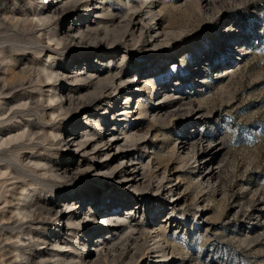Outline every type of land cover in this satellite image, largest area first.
<instances>
[{"label":"rangeland","instance_id":"obj_1","mask_svg":"<svg viewBox=\"0 0 264 264\" xmlns=\"http://www.w3.org/2000/svg\"><path fill=\"white\" fill-rule=\"evenodd\" d=\"M69 2L75 9L55 17L50 30L43 23L23 32L0 27V68L12 59L18 69L34 68L33 82L17 90L16 100L39 103L28 111L24 102L0 97V140L32 125L57 134L40 132L39 141L0 147V218L13 217V207L31 200L52 213L32 228L33 236L49 242L32 240L39 245L24 252L34 264H55L56 256L79 264L94 233L112 227V235L122 238L115 264H264V0H0V15L20 13L19 6L26 14L47 12ZM131 16L136 26L126 23ZM101 22L109 30L95 36ZM76 26L94 38L122 40L105 49L85 47ZM66 31L76 40L70 46ZM53 34L61 44L49 40ZM44 65L67 73L50 82L53 91L38 90L36 70ZM110 72L121 73L123 81L110 85L96 107L51 110L49 96H97L95 83L85 87L75 76L105 78ZM3 74L0 69V82ZM6 107L19 114L1 116ZM69 133L77 141H115L119 148L70 150L59 144ZM125 162L146 175L140 177L145 191L120 180L125 186L112 190L92 173L76 174L79 168L121 171ZM61 210L66 217L57 215ZM106 215L111 220L105 222ZM74 218L81 220L77 228ZM9 223L1 220L0 227ZM8 235L0 237V264L22 262L14 258L15 248L28 242Z\"/></svg>","mask_w":264,"mask_h":264},{"label":"bare ground","instance_id":"obj_2","mask_svg":"<svg viewBox=\"0 0 264 264\" xmlns=\"http://www.w3.org/2000/svg\"><path fill=\"white\" fill-rule=\"evenodd\" d=\"M78 1L81 2V0H74V3L75 2H78ZM69 5H70V2L69 3H65L62 7L53 5L51 8H49V10L47 12L42 11V12H36L34 14L33 13H27L26 14V10H22V6H19L20 7V13H17V11H15V10H13V11L10 10L8 12L3 11V12H1V15H0L1 16L0 17V27L1 28H8V27H11V26H13V27L20 26V27H18V29H19V31L23 32L25 30H30L33 27H38V26H40L41 23H43V25L42 24L41 25L42 26H45L46 29H49V28L55 27L57 25V23L53 21L55 17L62 16L66 12H68V11H70L72 9H75L74 6L70 8ZM18 12H19V10H18ZM34 19H38L37 20L38 21V24L37 25L34 24ZM136 19L137 18H134V16L133 17L131 16V19H129L128 22H126V23L127 24L129 23L130 26L131 25H135V20ZM101 25H102V29L101 28L100 29L99 28H96L95 29V32L92 31L93 33H95V36H98V35L101 36V33H102L103 30H109L108 26L106 24H104V22H101ZM1 28H0V30H1ZM76 29L77 30H75V32H77L79 34V40L81 41L80 43L83 44V45H85V47H92V48H95V49H98V48H104L105 49V48H108V46H114V45L119 44V42H121V40H122V37H118L117 35H114L113 39H111L110 41H108L105 38H100V37H95L94 38V34L92 32H90V31L87 32V31L81 29L80 26H76ZM8 30H11V29H8ZM4 31H6V30H4ZM15 31H13V32H15ZM35 33H36V31H35ZM58 34H53L50 37L49 40L52 41V42H56V44L59 45V44H61V42L63 40L59 38V35ZM67 34H68V31L65 32V35L63 34V37L65 38L64 40L67 43L65 45L66 46L67 45L70 46L73 42H76V40H75L74 37H70ZM20 35L21 34L19 33V36ZM15 36H16V34H15ZM15 36H14V38H15ZM68 36H69V38H67ZM106 37H109V36H106ZM86 38H88V41L87 42L85 41L86 42L85 43L84 40H86ZM116 40H120V41H116ZM155 42H157V40H155ZM44 44L45 43H43V45ZM47 48H48V46H47ZM38 52H39V50H38ZM41 52L43 53L42 50H41ZM1 53L4 54L3 52H1ZM8 59H9V62H10L11 59L10 58H7L6 60H8ZM6 60H5V62H6ZM12 63H14V64H7L4 68H2V66L0 68V69L4 70V74H3L4 79H3V81L0 82V97H2L3 99H5L6 97H11V100H16L17 97L15 96V93L17 92V90L18 89H21V88H24L26 85L28 86V84L32 83L35 76H34V72H33L34 71V68L30 67V68H19L18 69V62L15 61L14 59H12ZM66 74L67 73H65V72L59 73L52 65H50V66L44 65V66L39 67V69L36 70V78H35L36 84H38V86H37L38 87V90L39 91H43L44 89L49 88L51 91H53L55 89V87H54L55 83H50V82L55 81V80L57 81L58 78L61 77V75L64 76ZM95 74H97V73H95ZM121 75H122L121 73H115V72L113 73V72H110V73H108V77H105V78H103V74H98L97 78H94L91 75H90L91 77H89V78L88 77L86 78V76L83 77V76H80V75L79 76H75L74 79H73V81H75V82H81V84H84L85 87L86 86H89V85H91L93 83H95L94 84L95 86H91V87H94L95 88V91H96L95 94L97 96H94V97L92 96L93 99H88L87 101H84L85 100L84 97L83 98L80 97V99H77L78 97H76L75 93H73L72 91H67L66 92L67 95L65 97H62V99H63L62 101H60V97L58 95H54V96H51V97L50 96L49 97L47 96L48 97V103L51 106V110L53 112H55L57 110H60V111L66 110L67 112H71V113H75V112L76 113H80L83 109H89L90 107H96L98 105L97 104L98 101L102 98V96L104 95V93H107V92L110 91V85H115L116 80L119 81V82H122L123 81V78H122ZM88 82H89V85L87 84ZM27 86H26V88H27ZM80 88L81 89L79 90V94L82 93L81 90L82 91L85 90V89H83V86H81ZM43 96H42V98H43ZM58 101H60V102L57 105H55V106L52 105L53 103H56ZM5 102H8V101H5ZM18 102H20L19 104H21V102L22 103L24 102V104H22L20 106L22 108H25V109L29 108L30 106L34 107V106L39 105V103H37V102L34 103V100L32 99V97H29V98H26V99L25 98H22L20 101L18 99V100H16L15 103H18ZM73 106H77V108L73 109ZM0 108H1V105H0ZM9 108L10 109H8L6 107L7 110H4L1 113V116H4L6 114L8 115L11 112H12L11 115L19 114L16 111L13 112V110H12L11 107H9ZM34 109H36V108H34ZM29 110H31V109L29 108L28 111ZM42 111H43V109H42ZM55 114H56V112H55ZM40 132H41V134L43 133L44 135H47V136L52 137V138H56L57 137L56 132H50L49 129L46 128V127L45 128H40V127L38 128V127L33 126V125L32 126H26V127L22 128L21 131L18 134H15L13 136L10 135L11 137L9 139L3 140V138H2V141L0 140V147H2L4 145H8V144H10V143H12L14 141L21 140V139H26L27 141H30V142L32 140H34V139H36V140L41 139V137L43 136V134H42V136L40 135L41 136L40 137L39 136V133ZM75 135L76 134H73L72 135L71 133L67 134L65 140L64 139L63 140H60L59 141V144L62 145V144H65L66 143L67 145H72V147L70 148V150H72V148L74 146H76L78 149L83 150L84 153H87L88 151H90V149L92 147H95V148L96 147H99L100 148L101 145H102V147H101L102 149L108 148V150H109V149H112L114 147L116 149L119 148V145L115 141H110L109 140V142H107V143H105V142L98 143V142H92V141L88 140V141L83 142V141H77V139L74 138ZM37 136H39V137H37ZM62 138H63V136H62ZM43 140H44V137H43ZM30 147H32V146H30ZM183 149H187L186 146H184ZM109 152L110 151H107L104 154L107 155ZM98 153H101V150ZM116 157H118V156H116ZM92 158H96V156H93ZM113 160H114V158H113ZM130 162L131 161H129V163ZM120 163H124V161L121 160ZM129 163L128 162L126 163V167L123 170L119 171L118 170L119 168L116 167L115 170L113 169L114 170L113 172H111V170H110V172L108 174L98 173V171L96 169L93 170V171H90L93 168H87L86 170L79 168L77 170L78 172L76 174H85V175L88 176L89 173H92L94 177H97L99 180H101L102 184H105L107 186H111L112 187V190H115V189L118 190L119 188H121V186H125V185H119L116 182L117 180H120L121 182L127 183L126 185H130V187H132V188H136L137 190L142 191V192L145 191L146 190V188H145V186H146L145 183L146 182L145 183L141 182L140 177L142 176L143 179H145V178H147L146 175L141 174L140 173V170H138V168L136 166H130ZM207 164L206 163H203L201 166H203V168L204 169H207V170L210 169V168H212V165H207ZM109 169H110V165H108V167H107V170H109ZM44 173H45V171H44ZM64 173L65 172H63V174ZM211 173H213V171H211ZM56 174H57V172H56ZM66 175H64V176H66ZM150 175H151V173H150ZM162 179H166V178L165 177L164 178L162 177ZM28 198H30V197L27 196V199ZM12 209L13 210L11 212H13V217L7 218L5 216V213H2V215H1V218L0 219L2 221L8 220L10 223H9V225L6 224L7 226L0 227V237L2 236L3 233H4V235H8L9 233L10 234L16 233V235H17V243L27 244V242H28V245H26L25 248L23 246H22V248H20V247L19 248L18 247L15 248V250L17 251V256L14 257V258H17V259H21L22 260V262L15 263V264H34L32 257L27 256V254H26L27 252H24V251L25 250L26 251L29 250L30 252H32V250L36 246L39 245V244L34 245L35 242L32 243L33 242L32 240H34V241L43 240L44 241L43 243H45V244H47L49 241H48L47 238H45L43 236H40L38 234L33 236L32 228L33 227L35 228L36 225L41 224L43 221H45L47 219L44 216V214H46V215H52V213L49 210L45 209V208L37 207L36 205H34L32 203V200L30 201L29 204L26 203V204L20 205V207H17V208H14L13 207ZM66 212L67 211H65V210H61V211L58 212L57 215H62V216H65L66 217ZM57 215H55V217ZM116 217L118 218V220L121 218L120 215H118ZM106 218L107 219L105 220V222L107 220H111L112 217L106 215ZM71 222H72V226H74L75 228H77L79 226V223L81 222V220L79 218H74V219H72ZM16 225H18V226H16ZM84 226H87V225H84ZM6 231H9V232H6ZM113 231L114 230L112 229V227H110V228H107V229L102 230V232H100V233L95 232L94 233L95 235H93V238L91 239V244H92L91 245V248H87L85 246L86 249L83 252L84 255H81L79 257L80 258L79 264H110L111 263L110 261H113L114 264L115 263H118V262H116V261H118V259H117L118 257H116L114 253L117 254V251H120L119 247L122 245V243L120 244V241H122L121 240L122 238H115L112 235V232ZM135 231H136V228H135ZM132 236H133V234L131 235V237ZM27 237H29L30 239L26 241L25 238H27ZM159 237H161V235L160 234H157V237L156 238H159ZM10 239H12V238H10ZM127 241H128V239H127ZM157 244H159V243H157ZM57 246L61 248L60 245H57ZM109 246L112 247L111 248L112 250H110V248L106 249ZM90 250L92 252H90ZM121 251H122V249H121ZM111 252L113 254H111ZM126 253H127V251H126ZM59 257L56 256V257H53L52 258L53 260L55 259V261H53L55 264H66V263H68V262L71 261V260L70 261H67V260H65V258L62 260V258L59 259ZM122 257H125V256L121 255L119 257V259L121 260V263L123 261L122 260ZM2 263L5 264V262H2ZM123 263H124V261H123ZM36 264H50V263L44 261V262H39V263H36Z\"/></svg>","mask_w":264,"mask_h":264}]
</instances>
